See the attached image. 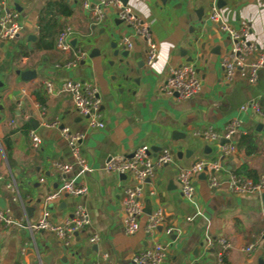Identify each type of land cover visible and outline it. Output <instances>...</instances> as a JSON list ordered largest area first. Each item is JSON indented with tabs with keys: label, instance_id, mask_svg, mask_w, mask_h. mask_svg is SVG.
<instances>
[{
	"label": "crops",
	"instance_id": "crops-1",
	"mask_svg": "<svg viewBox=\"0 0 264 264\" xmlns=\"http://www.w3.org/2000/svg\"><path fill=\"white\" fill-rule=\"evenodd\" d=\"M58 1L62 0H8L11 8L17 5L21 29L17 39L0 42V208L9 209L14 220L22 223L37 221L47 209L50 220L59 223L80 204L89 224L66 246L51 233L0 222V264H102L103 253L108 255L106 264H134L132 255L156 242L168 245L163 264H217L220 252L224 264H264V205L255 194H234L227 187L229 177L242 167L257 177L264 173V71L258 72L254 83L238 73L231 81L225 79L221 57L230 43L207 18L212 0H128L131 10L150 24L157 46L151 65L145 62L144 38L118 22L113 8L94 25L90 11L79 1L64 0L69 14L62 12ZM215 2L231 26L250 28L249 39L264 54V0ZM47 6L51 10L44 14ZM66 26L74 32V45L86 51L74 67L66 66L70 55L55 46ZM42 28L49 34L38 48ZM33 36L34 40H28ZM122 36H130L133 43L126 56L121 55L125 51ZM112 42L119 50L117 56ZM92 48L100 54L90 57ZM183 63L195 66L202 89L178 99L161 87L169 68ZM28 70L35 71V77L22 79L21 73ZM66 79L97 85L103 128L90 127L75 112L70 95L61 90ZM46 81L52 83L51 93ZM247 100L256 101L260 113L241 111ZM56 119L60 124L52 126ZM232 119L240 120L231 140L235 150L223 155L221 146L227 142L222 137L207 142L202 134L206 129L222 134ZM62 126L82 135L81 153L92 170L76 178L87 187L85 195H65L46 204V196L60 184L55 161L73 165L69 177L78 173L60 132ZM30 130L41 139L37 148L31 144ZM243 135H250V153L240 142ZM141 145L152 153L170 149L172 161L156 171L153 195L151 185H143L140 227L126 235L122 199L124 189L135 180L131 175L106 172L103 165L110 155H130ZM198 160L220 164L214 173L219 184L209 188V173L198 175L195 195L188 201L179 190L177 172ZM157 209L163 223L147 231L146 216ZM166 227L173 228L171 235L164 232ZM93 234L99 237L96 243L89 241ZM221 239L229 246L224 248ZM250 243L255 248L246 252Z\"/></svg>",
	"mask_w": 264,
	"mask_h": 264
},
{
	"label": "built area",
	"instance_id": "built-area-1",
	"mask_svg": "<svg viewBox=\"0 0 264 264\" xmlns=\"http://www.w3.org/2000/svg\"><path fill=\"white\" fill-rule=\"evenodd\" d=\"M79 1L81 7L90 11L92 23L97 25L104 19L107 9L115 10L116 19L121 21L125 26L132 30V33L144 38L147 45V55L145 62L151 65L157 57V46L151 33L150 24L139 18L131 8L126 4L123 5L121 0H98L93 5L90 0H68ZM212 0L210 12L207 16L208 20L216 25L218 29L229 40V49L221 57V66L224 70V76L227 81H231L238 73L249 83H254L257 79L258 72L264 71V54L258 50L254 42L249 39L250 28L241 26L235 28L226 22L218 6ZM0 6L3 9L0 13V42L17 39L20 36L21 25L19 22V12L11 8L8 0H0ZM74 32L71 27H64L57 35L55 46L61 51L68 53L70 59L66 66H77L79 62L85 58L86 51L83 47L72 44ZM120 43L124 50H131L133 43L130 36H122ZM48 93L52 92V83L45 82ZM161 89L170 95L176 93L178 99H187L198 94L202 89V83L199 79L196 68L192 63H183L170 67L167 78ZM61 90L70 95L75 112L85 117L88 125L93 128H103L104 123L101 120L100 105L101 100L98 94L96 84L79 79H66L61 84ZM241 111H252L260 113L259 104L254 100H247L240 106ZM56 119L51 123L52 126L59 125ZM240 127L239 119H232L226 125L222 134L206 129L202 138L207 142L222 137L227 143L221 146L223 155L229 154L235 150V145L231 142L233 136ZM60 132L66 140L70 152L74 158V165L78 169L77 175L69 177L68 173L72 170L73 165L63 161H55L54 166L60 172V184L51 191L45 198L48 204L65 195L81 196L87 193V187L76 180L77 176L90 172L92 168L83 157L80 149V140L82 135L74 133L68 127L62 126ZM29 138L34 148L41 143L40 137L34 130H30ZM172 161V153L168 148H161L158 152L152 153L147 145H141L134 149L130 155H110L103 165L106 172H113L120 175H131L135 182L124 189L122 199V226L126 235L135 234L140 227V217L144 214V204L142 200L143 185L149 183L152 189L150 195L155 193L154 177L157 170ZM220 164L216 161L198 160L188 168H181L177 172V183L182 196L188 201H192L195 195V178L203 172L209 173L208 187L215 188L219 183L214 175L215 171H219ZM43 181V178L40 179ZM228 190L234 194H255L259 195L264 192V173L257 180L249 178H241L231 175L227 181ZM50 213L47 209L43 211L42 217L35 222L25 221L17 222L11 216L9 209L0 208V222L4 226L17 225L27 229L29 232L45 231L51 233L64 245H69L72 236L80 229L89 224V216L85 208L77 204L70 216L65 217L61 222L55 223L50 220ZM186 220H191L187 217ZM163 223V215L161 209L150 212L146 216L145 229L153 231ZM167 235L173 233V228L166 227L163 229ZM264 234V230L262 231ZM99 237L93 234L89 237V241L96 243ZM224 248L229 244L221 239ZM255 248V243L248 244L244 250L251 252ZM168 245L156 242L151 246L136 252L132 255L131 260L134 264H163L167 258ZM101 259L106 264L108 255L103 253ZM217 264H224L221 252L218 253Z\"/></svg>",
	"mask_w": 264,
	"mask_h": 264
},
{
	"label": "trees",
	"instance_id": "trees-1",
	"mask_svg": "<svg viewBox=\"0 0 264 264\" xmlns=\"http://www.w3.org/2000/svg\"><path fill=\"white\" fill-rule=\"evenodd\" d=\"M58 2H60V3H58V5L60 6L59 8L62 9L63 13L69 14L71 12V9L68 7L67 4L64 3V0L58 1ZM50 10H51V7L47 6L46 10H45L46 13H44V14H47V12H49ZM44 20H45V18H44ZM52 21H55V20H53V19L49 20V22H52ZM40 32L42 34L40 35V39L38 40V48H41V44L45 43L43 41L45 40V36L47 37V33H48L47 30H45L44 28H42L40 30ZM49 44H50V42L47 45H45V47L49 46ZM240 142H241V144L246 146V150H247L248 153H250L252 151V148H250V145H251L250 135H243L241 137ZM236 176L241 177V178H249V179H252L254 181L258 179V177L255 175V173L252 170H247L246 167H242L239 171H237Z\"/></svg>",
	"mask_w": 264,
	"mask_h": 264
},
{
	"label": "water",
	"instance_id": "water-1",
	"mask_svg": "<svg viewBox=\"0 0 264 264\" xmlns=\"http://www.w3.org/2000/svg\"><path fill=\"white\" fill-rule=\"evenodd\" d=\"M121 2L123 3V5H126L127 2H128V0H121ZM15 6H16V10H18L17 5H15ZM117 21L119 22L118 19H117ZM120 22H121V21H120ZM205 28H207V26H205ZM34 38H35L34 36H33V37H29L28 40H34ZM72 44H73V45L75 44V40L72 41ZM110 47H112L113 50H114V51H113V55H114V56H117V55L119 54V50H118V48L116 47V43H115V42H112L111 45H110ZM99 54H100V50H99L98 48H92L91 51H90L89 56L92 57L93 55H99ZM127 54H128V51H126V50L123 51V52L121 53L122 56H126ZM188 60H191V59L189 58ZM110 63H111V61H110ZM123 67H124V66H123V64H122V65L120 66V69H122ZM120 73H121V71H120ZM35 75H36V72L33 71V70L23 71V72L21 73V78L24 79V80H29V79L34 78ZM124 78L126 79V78H128V77H124ZM174 95L176 96L177 94L174 93ZM200 175H201V177L205 176L204 172L201 173ZM259 199H260L261 204L264 205V192H262V193L259 195Z\"/></svg>",
	"mask_w": 264,
	"mask_h": 264
}]
</instances>
